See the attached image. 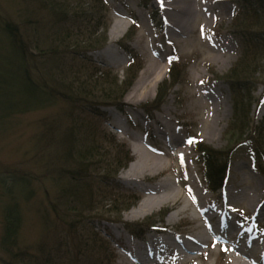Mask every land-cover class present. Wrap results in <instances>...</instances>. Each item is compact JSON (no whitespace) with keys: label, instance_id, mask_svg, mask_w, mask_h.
Returning <instances> with one entry per match:
<instances>
[{"label":"rangeland","instance_id":"374dc122","mask_svg":"<svg viewBox=\"0 0 264 264\" xmlns=\"http://www.w3.org/2000/svg\"><path fill=\"white\" fill-rule=\"evenodd\" d=\"M156 1L105 0L107 12L104 10V15L108 21L107 43L102 50L89 52L86 55V58L100 69L113 71L111 78L103 80V83L92 79L90 87H96L95 93L98 98H103L107 91L104 82L111 86L114 77L122 83L135 76L133 83L125 87L126 91L121 101L123 106L101 109L98 120L106 133L100 141V147H103V153L110 158L111 166L107 167L113 172L119 171L118 174L110 176L108 187L105 185L101 187L108 193L113 191L114 194L135 195L138 200L121 201L123 204L119 210L109 206L113 201L104 202L102 209L97 211L101 218H96L97 220L88 225L109 241L115 256L112 257V254L107 256L104 253L96 255L95 252H87L85 247L80 246L82 248L80 251L72 248L73 251L70 253L59 254L60 264H99L102 258L108 259L106 264H141L134 256H146V254L142 255L143 247L154 241L151 238L160 236L157 230L168 224L170 215L181 210L184 204L189 206L190 202H194L199 196L197 191L200 196L207 197L216 208L218 211L216 217L226 214L235 223L248 226L251 234L257 233L259 240L264 239V226L260 222L264 218V176L256 167L249 147L245 145L237 150L232 159L226 186L213 193L207 192L208 188L201 168L196 161L199 155L193 143L201 141L218 151H224L229 144L226 132L233 119L235 103L233 87L228 79H245L246 76H242L244 74L234 77L231 72L238 67L243 53L249 47L247 40L233 32L239 10L236 2L238 0H223L221 4L212 7L211 16H216L214 23L205 27V19H203L201 24L194 27L190 34L188 33L185 42L180 44L175 41L177 39L174 34H169L164 24V20L168 17L164 14V10L157 6ZM40 8L44 11L43 15L48 14L41 0H0V21L13 20L23 33L28 34L29 22L32 21L30 24L34 26V22L42 16L39 12ZM84 8L87 11L90 8L91 12L95 4L91 0H84ZM135 19L136 26L132 24V20ZM123 20L128 25L127 31L115 42V52L103 56L102 51L111 44L113 25ZM143 23L148 25L153 36L155 56L143 53L137 43V37L143 31ZM133 30L132 39L127 40L126 37ZM101 34H99L100 39ZM171 36L172 40H170ZM2 42L4 43V39L0 41V47ZM122 44L128 45L130 50L142 57L139 72L133 77L131 75L128 77L129 55L122 49ZM156 56L161 61L162 68L166 67L165 75L157 83L156 88H154L156 81L151 80L149 83H139L140 86L141 84L145 86H142L137 94L132 93L136 84L146 76V67ZM176 57L179 59L177 64L181 72L184 69V73L182 72L176 83H173L170 78V62ZM253 58L249 61L252 63L250 71L253 73L250 72L248 75L253 84L247 96L250 99L251 120L255 125L264 122V53L256 56L254 60ZM131 96L135 104L130 101ZM106 103L110 104L112 101ZM152 105L154 108L151 107ZM64 106L66 107L60 104L35 110L18 118H12L7 126L0 127V243L6 227L4 208L7 204L15 203V198L24 207L22 210L24 220L19 239L21 247L34 248L54 223L55 218L51 215L48 206L56 197L57 187L51 177L46 175L48 179L43 182L34 181L29 186H25L24 183L19 184V181H21L20 176L25 177L26 174L37 179L38 175L35 173L37 170L44 175L47 168L45 171L43 168L46 164L51 166L56 164V157L50 152V148L46 147L42 137L45 135L44 131H48L47 125L64 112ZM145 107H150L149 112ZM215 107L219 109V114L213 117L212 111ZM211 128L215 129L213 134H210ZM170 131L173 132V136L171 133L168 134ZM174 138H178L181 143L174 145L176 150L169 155L173 141L175 143ZM138 141H141L143 146L147 143V147L144 148L153 155L163 158L167 164L163 173L157 177L147 174L144 176L146 180L175 182L178 190L182 192L180 202L183 204L178 203L175 208L171 204L166 205L138 218L131 214L145 199L143 189L149 185L143 179L138 181V184H130L121 178L139 158L135 149L139 146L144 151ZM127 152L131 159L120 168L118 163L126 159ZM68 162L66 161V164ZM105 172L104 168L99 169V175L95 177L105 176ZM253 180L261 185L257 201L260 206L257 210H253V206H249L241 199V189L249 192L254 189ZM21 189L22 192L19 193ZM30 190H34L36 196L27 200ZM189 212L190 209L187 211L188 215ZM187 214L183 213L177 218L175 231L183 235L199 232L201 225L199 226L195 220L186 221L184 217ZM149 219L156 221V224L150 227L152 230H141L145 228L142 225H146ZM203 223L200 222L204 225ZM126 224L133 225L139 232L137 230L131 232L126 228ZM225 235L222 241L213 237L211 246L202 247L203 255L196 252L193 263L179 262L168 253L157 252V256L159 255L162 264H230L227 252L232 248L227 247L226 244L236 242L237 237L232 236L231 233ZM6 258L7 254L0 247V264H6ZM112 258L114 262L111 261Z\"/></svg>","mask_w":264,"mask_h":264},{"label":"trees","instance_id":"16d2710c","mask_svg":"<svg viewBox=\"0 0 264 264\" xmlns=\"http://www.w3.org/2000/svg\"><path fill=\"white\" fill-rule=\"evenodd\" d=\"M41 1L48 14L43 15L44 11L40 8L42 16L34 22V26L30 24L32 21L29 22L28 34L23 33L13 20L0 21V41L4 39L0 47V127L8 124L12 118L35 110L66 105L64 112L47 125L48 131H44L42 137L46 147L56 157V164H46L44 175L37 170V179L26 174L25 177L21 175L19 181V184L29 186L34 181L48 179L46 175L51 177L57 192L48 208L55 219L51 228L48 225L45 237L34 248L21 247L19 239L24 207L15 198V203L7 204L4 208L6 227L0 247L7 254L6 264H60L59 254L70 253L73 249L80 251V246L85 247L87 252L107 256L112 254L113 257L115 255L109 241L88 225L101 218L97 211L102 209L104 202L113 201L109 206L119 210L123 204L121 201L135 202L138 198L135 195L114 194L113 191L108 193L102 189V185L108 187L110 176L119 171L113 172L107 167L111 166L110 158L100 147L106 133L98 118L103 108L123 106L121 101L125 87L133 83L142 57L130 50L128 45L122 44V49L129 55L128 77H134L122 83L114 77L111 86L104 82L107 91L103 98H98L96 87H90L92 79L103 83V80L111 78L113 71L100 69L86 55L102 50L107 43L105 0H91L95 4L91 12L90 8L88 11L84 8V0ZM236 2L239 10L233 32L247 40L249 47L238 67L231 72L234 77L244 74L245 79H228L233 87L235 103L233 119L226 132L229 144L224 151H218L201 141L193 142L199 155L196 161L203 179L208 191L213 193L226 186L233 156L245 145L251 150L255 165L264 176V122L254 125L247 96L253 84L248 77L250 72L253 73L249 61L264 53V0ZM136 21L132 20L134 26ZM133 32L128 34L127 40L132 39ZM178 62L177 57L171 61L170 78L173 83L184 73ZM110 101L112 103H106ZM151 107L154 108L153 105ZM145 109L149 112L150 107ZM129 155L127 152L126 159L118 163L120 168L131 159ZM66 161H69L68 164ZM103 168L105 176L95 177ZM18 192H22V189ZM29 192L27 200L36 196L34 190ZM155 224L156 221L149 219L147 226L142 225L145 228L141 230L147 231ZM126 226L131 232H139L133 225ZM107 261V258H102L99 264H106ZM111 261L114 262L113 258Z\"/></svg>","mask_w":264,"mask_h":264},{"label":"bare ground","instance_id":"6f19581e","mask_svg":"<svg viewBox=\"0 0 264 264\" xmlns=\"http://www.w3.org/2000/svg\"><path fill=\"white\" fill-rule=\"evenodd\" d=\"M156 2L157 6L163 9L164 14L168 17V19L164 20V24L168 28L169 34H174L177 39L174 40L180 44V42H185L188 33L190 34V31H192L194 27L201 24L203 19H205V27L214 23L216 16L213 15L212 17L210 10L212 7L221 4L223 0H157ZM127 29L128 25L124 20L113 25L111 31V44L109 48L102 51L103 56L106 53L115 52V42L124 35ZM152 37L150 28L143 23V31H141L137 37V43L140 45L143 53H149L155 56L156 50ZM172 39L171 36L170 40ZM165 71L166 67L162 68L161 61L157 59V56L154 57L146 67V76L141 80L142 82L139 81L136 84L132 93L137 94L141 87L145 86V84H141L140 86L139 83H149L151 80L154 82L156 81L154 84V88H156L157 83L165 75ZM133 99L132 97L130 101L135 104ZM212 112L214 114L213 117L218 116L219 109L215 107ZM214 131L215 129L211 128L210 134H213ZM170 133L171 135L173 134L172 131L168 134ZM138 143H140L144 151H142V148L139 146L135 149L137 154H139V158L132 163L125 175L121 177L126 183L138 184V181L143 179L149 184L143 189L146 195L145 199L142 200L139 207L131 212L136 218L142 215L145 216L149 214V212L166 205L171 204V206L175 208L178 203H181L180 198L182 193L178 190L175 182L170 180H146L147 178L144 176L147 174L157 177L163 173L167 168V164L163 158L153 155L147 148V150L144 148L147 147V143H145V146H143L141 141H138ZM178 143H181L178 138L175 139V143L173 141V147H171L169 155L174 153L176 150L174 145ZM255 181L256 180H253V182ZM254 184V189L251 190V192L241 189V199L242 201H246L249 206H253V210H257L260 206L257 201L259 200L261 185L258 182ZM197 195L199 196L195 198L194 202H190L189 206L188 204H184L181 210L169 216L166 226L157 230L160 236L151 238L154 241L149 243L146 247H143L142 255L146 254V256L135 255V259L141 262V264H162L159 260V255L157 256V252H161L162 254H170L179 262L193 263L196 252H201L204 246H211L213 244V237L222 241L226 233H231L232 236L237 237V241L231 242L230 244L225 243L227 247L232 248V250L227 252V258L230 264H264V239L259 240L257 233L251 234L248 226L244 227L241 223H235L226 214L216 217L215 215L218 211H216V208L210 200H208L207 197L200 196L201 194L198 191ZM189 209L190 215L187 214ZM183 213L187 214V216L184 217L186 221L195 220L199 226L201 225L202 228L199 232L191 235H183L175 231V222ZM200 222H204V225L200 224ZM260 222L264 226V218H262ZM238 242L239 244H237ZM223 246L225 245L223 244ZM259 261H261V263Z\"/></svg>","mask_w":264,"mask_h":264},{"label":"snow or ice","instance_id":"6c2138e0","mask_svg":"<svg viewBox=\"0 0 264 264\" xmlns=\"http://www.w3.org/2000/svg\"><path fill=\"white\" fill-rule=\"evenodd\" d=\"M203 31V30H202ZM189 143H192V141H189ZM182 159V158H181Z\"/></svg>","mask_w":264,"mask_h":264}]
</instances>
